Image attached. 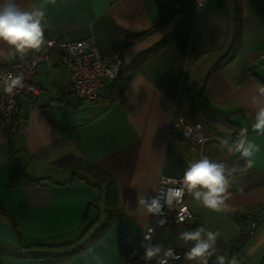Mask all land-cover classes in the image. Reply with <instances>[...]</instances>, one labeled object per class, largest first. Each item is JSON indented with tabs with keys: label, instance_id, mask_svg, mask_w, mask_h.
<instances>
[{
	"label": "crops",
	"instance_id": "0c3cea01",
	"mask_svg": "<svg viewBox=\"0 0 264 264\" xmlns=\"http://www.w3.org/2000/svg\"><path fill=\"white\" fill-rule=\"evenodd\" d=\"M16 2L25 9L33 4L44 8L46 39H93L107 54L120 52L127 69L135 55L170 36L139 69L129 71L131 77L125 83H113L123 86V91L112 104L92 100L86 104L77 98L59 51L38 66L34 81L39 93H25L20 98L19 121L11 131L6 125L0 126V203L18 227L16 230L0 214V264H124L127 249L120 242L121 236L140 237L150 223L151 214L140 199L155 197L161 176L184 175L196 157L197 148L182 140L172 142L169 136L177 114L195 120L190 116L191 83L198 88L205 84L206 97L239 125L223 136L215 135V141L203 148V156L221 159L237 169L226 201L228 209L214 212L200 207L187 194L186 202L194 213L188 222L196 224L192 229L204 226L219 230L217 244L237 239L240 228L234 215L264 204V135L252 130V97L258 95L256 87L264 85V0H206L203 7L193 0ZM236 16L241 23L240 41L233 56L222 60L232 46ZM164 18L166 21L152 30L154 21ZM159 30L164 34L158 40ZM137 31L149 33L124 43L127 32ZM9 52V47L0 43V65L18 60L5 59ZM243 70L246 76L241 80ZM260 99L264 102V97ZM244 128L249 139L260 145L255 167L250 170L244 169L245 161L238 153H229L221 144L223 139L231 144L236 139L233 133L239 134ZM10 139L15 142L21 164L40 182L14 181L7 156ZM70 154L97 163L115 178L122 213L101 230L91 247L60 260L73 245L51 249L22 246L31 242L65 244L78 238L85 223L92 224L88 233L93 234L107 221L105 206L101 207L104 201L98 200L100 191L56 164ZM96 200L98 206L90 208ZM255 245L264 258V222L242 248V253L244 249L248 253V261Z\"/></svg>",
	"mask_w": 264,
	"mask_h": 264
},
{
	"label": "built area",
	"instance_id": "2783aa9c",
	"mask_svg": "<svg viewBox=\"0 0 264 264\" xmlns=\"http://www.w3.org/2000/svg\"><path fill=\"white\" fill-rule=\"evenodd\" d=\"M196 6L203 7L206 0H194ZM44 48L39 53H31L24 61L19 59L12 64L0 66V79L9 75H20L23 77V87L18 88L15 94L8 95L3 92L0 86V126H8L10 131L18 120V102L25 93H39V87L34 81L38 66L47 62L54 51H59L63 64L70 72V85L72 91L80 100H95L105 88L108 80L121 78L123 76L124 60L119 53L107 54L93 39H82L78 41L60 40L57 37H48ZM51 77V75L49 76ZM170 139L172 142L185 141L197 148L196 157L190 161L195 162L203 158V148L206 144L214 140L215 135L206 129L201 121H192L186 116L177 114L170 128ZM230 166V165H229ZM232 167V166H230ZM234 167V166H233ZM234 176V174H233ZM233 176L230 177L231 186L234 188ZM183 175L180 177L161 176L156 196H158L162 213L160 216L150 215V223L147 225L142 236L125 234L120 238V242L127 249L124 264H157V258L152 260L143 259L144 235L151 237L149 243L152 245H162L166 250L171 248L178 258H168V264H196L186 258L189 247L182 245L178 236L184 231L183 223L194 217V213L186 202V195L182 198H173V204L169 206V188H179ZM185 219L181 222V217ZM240 228V236L235 239L239 251L232 247V242L217 244L221 254L227 253L230 257H239L244 245L252 239L264 222V204L251 206L240 210L234 215ZM182 224V225H181ZM181 225V226H180ZM241 241L239 246L238 241ZM245 242L244 245H242ZM163 253L160 255L162 256ZM209 264H216L215 257L209 259ZM264 264V260L263 263Z\"/></svg>",
	"mask_w": 264,
	"mask_h": 264
},
{
	"label": "clouds",
	"instance_id": "9594fccd",
	"mask_svg": "<svg viewBox=\"0 0 264 264\" xmlns=\"http://www.w3.org/2000/svg\"><path fill=\"white\" fill-rule=\"evenodd\" d=\"M48 2L55 4L56 0H48ZM45 16L44 8L38 4L25 9L18 5L16 0H3V3H0V43L6 44L10 49L5 59L24 61L30 53H39L46 43H50L45 37ZM0 86L4 93L13 95L18 88L24 86L23 77L9 75L0 79ZM256 92L258 95L252 97V105L255 108V122L252 124V129L264 135V102L260 99L264 97V85H258ZM221 144L229 153L239 154V157L245 161V170L255 167V156L260 152V145L249 139L247 128L241 129L231 144L227 139L221 140ZM236 171L235 167H230L225 161L204 156L188 165L179 188L168 189L169 196L166 203L171 206L173 198H182L187 193L198 206L214 212H224L228 209L226 201L231 196L230 177ZM139 203L144 205L149 214L160 216L162 213L158 196L150 199L141 198ZM180 219L182 222L185 218L182 216ZM219 237V230L204 226L179 234V239L185 245L192 242L185 254L189 261L209 264V259L214 256L216 264H238L235 256L230 257L226 252L221 254V250L217 247ZM150 239L149 235H144L147 243L143 245L145 249L143 259L157 258V264H168V258H178L173 249L164 250L162 245H152L148 242Z\"/></svg>",
	"mask_w": 264,
	"mask_h": 264
},
{
	"label": "trees",
	"instance_id": "16d2710c",
	"mask_svg": "<svg viewBox=\"0 0 264 264\" xmlns=\"http://www.w3.org/2000/svg\"><path fill=\"white\" fill-rule=\"evenodd\" d=\"M194 1V0H193ZM182 11V10H181ZM180 11V12H181ZM179 13V11H178ZM166 21V18L161 19L159 22L156 20L154 21V24L152 26V30L157 29L160 27L164 22ZM240 29H241V23L239 20V17H235V36L232 41V46L228 50V52L223 56L222 60H226L228 58H231L235 52V47L240 41ZM149 30V31H152ZM149 31H137V32H127L126 39L124 43L128 44L132 41L138 40L143 38L145 35L149 33ZM170 34L165 36L163 39L155 43L154 45L150 46L149 48L141 51L137 55L134 56V58L131 60L128 69L125 65V62L123 64V76L121 78L112 79L110 81V85L107 87V93L105 95H102L103 92H101L97 99L92 101H105L107 104H112L114 101H116L118 94L123 91V86L119 85L118 87L114 86L115 81H121L124 82V80H128L130 76L129 71H135L139 69L148 59H150L154 54H156L162 47H164L169 40ZM120 54V52H119ZM123 58V57H122ZM124 60V58H123ZM2 66V65H0ZM217 66V64H216ZM246 76L245 70L241 73V80H243ZM259 77V75H257ZM202 88H198V86L195 83L189 84L188 92L189 96L192 102V107L190 111V116L198 121H201L205 124L206 128L208 127L209 131H211L214 135L217 136H223L226 134L227 131L233 126L236 127L239 124L232 120L231 114L223 112L219 109H217L211 101L206 97L205 93V84L201 86ZM105 91V92H106ZM73 94V93H72ZM85 100V99H82ZM241 113H243L241 111ZM190 119V117H189ZM191 120V119H190ZM194 120V121H195ZM253 130V129H252ZM238 133H233V136L237 137ZM18 150L15 147V142L10 139L8 142V149H7V156L9 159V164L12 170V174L14 177L15 182H28V183H38L41 181L40 178H35L30 174V172L26 169L24 165L21 164V162L18 159ZM56 164L59 167H65L72 171V175L75 177H78L80 179L85 180L88 184L93 186L94 188L98 189L99 192V201L102 199L105 203V213L106 215V223L98 230L96 233L89 234L88 231L92 224L85 223V227L82 231V233L78 236L75 241H71L65 244H60L58 246H55L54 244L51 245L49 243H29L24 244L22 246L23 249H43V248H54V247H67L73 245L74 248L69 250L68 252H64L60 256V260H67L71 257L75 256L80 251H84L87 248L91 247L94 242L101 236V230L105 227H107L111 222L118 219L121 215V208H120V192H119V186L115 178L105 169L100 167L97 163L83 159L82 157H77L74 154L67 155L61 159H59ZM82 171V173H81ZM103 192V193H102ZM98 200L91 203V207H97L98 206ZM0 214L4 217H6L11 224L18 230V227L15 224L14 219L11 217V215L8 212V209L0 203ZM87 216V214H86ZM86 220V217L84 218V221ZM86 222V221H85ZM95 222V221H94ZM182 225V224H181ZM180 225V226H181ZM184 231L190 230L196 226L195 223L192 222H185L183 223ZM237 243H239V246H241V241L239 240ZM232 247H235L236 251H239L240 247H237L236 240H234L232 243ZM245 242L242 244L244 245ZM189 247V245L187 244ZM33 254H29L28 257H32ZM55 259H51V261H54Z\"/></svg>",
	"mask_w": 264,
	"mask_h": 264
},
{
	"label": "rangeland",
	"instance_id": "374dc122",
	"mask_svg": "<svg viewBox=\"0 0 264 264\" xmlns=\"http://www.w3.org/2000/svg\"><path fill=\"white\" fill-rule=\"evenodd\" d=\"M162 34H164V31L159 30V33L157 35L158 40L162 37ZM83 102L86 104H88V103L92 104V102L90 100H85ZM219 160H221V159H219ZM68 176H69V172L65 174V178ZM104 206H105V203H103L101 205V207H104ZM103 211H104V209H103ZM93 219H94V217L91 219V221ZM95 229H94V231H95ZM191 230H194V229H191ZM239 236H240V232H239ZM178 240H179V242H181L182 245H185V243L179 239V236H178ZM191 243L192 242H188V245H191ZM255 246H256V248L253 251H251L252 258H249V261H251V262H249L248 259L246 258V254L248 255V253H247L246 249H244L243 253L241 252L242 254L237 259L238 264H261V263H263L264 258H262V256H261V248L258 245H255Z\"/></svg>",
	"mask_w": 264,
	"mask_h": 264
},
{
	"label": "water",
	"instance_id": "95a60500",
	"mask_svg": "<svg viewBox=\"0 0 264 264\" xmlns=\"http://www.w3.org/2000/svg\"><path fill=\"white\" fill-rule=\"evenodd\" d=\"M233 242V241H232Z\"/></svg>",
	"mask_w": 264,
	"mask_h": 264
}]
</instances>
